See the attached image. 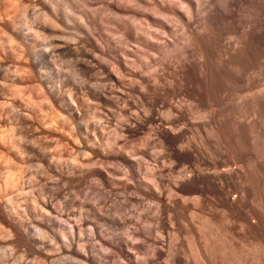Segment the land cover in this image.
Here are the masks:
<instances>
[{"label": "bare ground", "instance_id": "6f19581e", "mask_svg": "<svg viewBox=\"0 0 264 264\" xmlns=\"http://www.w3.org/2000/svg\"><path fill=\"white\" fill-rule=\"evenodd\" d=\"M67 1L70 4L66 8H62L64 2ZM94 7L97 8L99 16H101L100 20L90 10ZM96 20L101 23L97 24ZM141 23L159 28L162 34L152 32L148 36L144 35ZM108 24L117 26L125 45L132 42L142 47L140 50L142 49L145 53L149 51L157 53L159 58L154 59V66L152 67L150 63L145 62L144 64H138L137 61L130 60L129 56H132L134 52L132 53L125 47L124 50L122 49L124 55L121 56L120 52V56H118L119 54L117 55L115 50L117 45H114L115 49L112 48L111 41L105 33ZM172 26L177 29L175 30ZM63 28L67 31L66 33L63 32ZM0 42L1 44L3 42L2 45L7 44L5 46L10 47L9 54L19 60V63L15 64L14 71H11V68L7 69L5 76H2L5 77L4 80L0 82V105L1 108L3 107V109L0 108V148L14 151L12 152L14 158L9 154L8 161H13L16 158L24 165L21 164V168L22 166L26 167V165H29L28 160L31 161L28 154L32 150H28L27 146L30 145L25 141H41L40 139L43 141L44 135L55 136L59 132L58 129L61 128L64 135L61 134L60 138H69L76 141L79 144L77 147L82 153L90 152L91 157L94 155L102 164L115 162L121 164L125 162L132 165L134 159L131 161L127 157L128 155L126 156V153L122 151L124 149H121L124 146L126 147L125 144L121 145V148H118L117 151L110 150L113 147L108 148L110 144L107 140L105 141L103 132L100 130L101 127L98 128L92 122L93 116L98 114L95 108L84 98L80 92V87H78L89 82V78L92 76L101 75L104 84V96L101 97L99 95L101 93H99L98 96L101 99L98 100H101L106 106L115 103L110 100V97H122L123 100L122 91L125 90V93L128 91L132 95H139L146 105L143 110L148 111V114L143 117L136 116L137 118L132 120L130 118V124H124L122 132L133 135L141 131H148L151 136H157L158 144L165 152L160 158L167 161L166 158L169 157L175 163H183L188 166L174 175L173 168L175 165L173 168H166L164 164L159 167L157 164V170L151 176V183H148L149 187L153 189L152 192H150V188L145 189L146 191L144 189L138 190L142 195L151 194L156 197L158 201H154L158 202L162 215L165 212H170L168 223L172 227L174 226L172 222L174 214L172 215L171 211L179 214V212L184 213L191 208L195 210L191 212L192 216L189 214L193 218L197 217L198 221L197 223L196 221L193 222L195 224L193 225L194 234L191 236V246H188V248L191 247L193 254L198 258L195 259L198 261H194V263L247 264L246 261L248 260L244 261V241L238 239L237 227L253 235L255 239H259L253 245L254 255L260 256L261 261L264 260V0H0ZM5 46H3L5 50L3 52H6L5 48L7 47ZM45 48L49 49V53L45 54L43 52L44 55L41 52ZM3 49L1 48V50ZM3 62L4 60L1 62L0 58L1 68L6 65ZM103 62L109 64L112 70H109L108 65H104ZM60 63L65 64L63 69H68L67 73L64 74L66 79L61 81L60 79L56 80L53 76L58 77V74H61L62 71L56 67V65H61ZM0 74L2 75V71ZM127 82L128 85L125 86ZM106 83H109V86H106ZM236 84L237 87L238 84H242L246 87L247 95H251L255 115L251 119H237L232 126L224 116H219L210 109L221 98L225 99L226 94H221V89H225L224 92H228L229 95V92L235 90V87L232 91L231 88ZM31 88H34L36 97L39 99L38 102L43 101L46 104L47 113H45L50 120L44 113L46 120L49 121L46 123V120L45 122L42 120L44 123H41L44 124V127H40L42 124L39 126L34 121L31 114L34 108L33 110H31L32 108L28 109V106L34 107L37 104V98H34L31 93H26ZM73 90H77V92ZM17 97L22 98L20 101L25 102V105L22 104L27 109L21 108V103L19 107L16 105L14 99ZM126 97L125 99H127ZM185 99L192 101L194 107L198 105L210 107L207 115L210 118L207 124L210 130L209 134L216 138V143L221 147L220 151L213 149L216 157L200 158L197 156L199 152L193 147L194 144H190V138H187L186 132V126H189L190 123L183 122L181 124V121L188 120L184 109L185 105L183 107L180 104ZM175 102L178 104L175 105ZM128 103L129 101L127 105ZM162 105H168L167 107H169L168 112L164 110L167 113L165 117L162 116L164 113L160 115L162 112L160 114L155 112V109L158 107L159 111ZM38 107L36 106L35 109L37 110ZM192 108L189 109L192 110ZM173 113H176L175 117H168ZM202 115H204L203 112ZM40 116L38 118H41ZM38 118L35 120H39ZM2 126L9 128L10 131L12 130V135L17 134H14L15 130L19 131V134L16 135L18 138L9 140L10 138L7 137L11 135L12 131L8 130L10 132L8 135L9 132ZM197 126L203 127L200 123ZM93 130L100 131V135H95L96 131L92 135ZM146 141L148 142V140ZM203 142H207L206 138ZM203 142L201 141L199 144L204 145ZM73 143L75 144V142ZM115 147L117 148V146ZM204 147L208 148L207 145H204ZM43 148L45 147L43 146ZM100 162L98 163L100 164ZM57 164L54 166L57 167ZM138 164L135 163L134 167L139 168L141 165ZM76 169L80 171L79 168ZM12 170L10 169L11 172L8 171L9 177L7 173L4 174L5 177L2 182L6 186L9 183L8 181L15 182L17 179H21V177L17 178L16 170ZM81 171L83 177H75V179H80L78 182H84L90 176H96L101 185H109L112 182L111 177L101 170L86 169ZM166 171L169 172L168 177L170 179L168 180L164 179L167 176L164 175ZM18 173L21 175L20 171ZM62 173L61 175L65 174ZM132 179L134 178L132 177ZM142 182L144 181L142 180ZM87 183L89 182L87 181ZM141 186L143 187V185ZM141 186L139 185V187ZM135 187L138 188L136 184ZM149 189L150 191L147 192ZM190 203H193V205ZM197 207H203L207 211L197 214ZM16 210L8 203L1 205V223L6 225L9 232L13 233L15 237L26 240L43 260L40 261L42 264H60L58 261H54L55 257L53 258L49 253L48 246L46 247L42 241L37 240V238L33 239L30 235L32 233L41 238L46 227L41 225L38 228V225L37 230H31L30 225H27L30 222L24 221L21 214H19L20 212ZM162 215L159 216L161 224L163 223ZM64 230L61 233L66 236ZM106 241L111 250L119 253L118 256L122 254L130 258L124 264H162L159 261L152 260L138 261L132 257L130 251L127 252L117 248L114 242L108 243L110 240ZM240 241L243 243L241 247ZM101 242L103 241L101 240ZM144 244L146 243L144 242ZM163 249L158 247L155 250L156 257L164 255L166 250L163 251ZM66 251L72 252L74 249L68 251L66 248ZM173 251L169 258L172 261L163 260L164 264H191V258L190 261H181L177 257L178 255H175L176 251ZM75 256H79L84 264H103L101 260L94 261L85 252L76 253ZM256 260L257 258L254 262ZM114 261L112 264H114ZM251 264L253 263L251 262Z\"/></svg>", "mask_w": 264, "mask_h": 264}, {"label": "rangeland", "instance_id": "374dc122", "mask_svg": "<svg viewBox=\"0 0 264 264\" xmlns=\"http://www.w3.org/2000/svg\"><path fill=\"white\" fill-rule=\"evenodd\" d=\"M69 4H70V2L68 3V1L64 2L62 8H66ZM90 10L95 13L94 14L95 17L99 18V19L98 18H96V19L100 20L101 16H99L97 8L94 7V8H91ZM96 22H97V24L101 23L97 20H96ZM141 24L143 26V29H142L143 32L142 33L146 36H148L149 33H152V32L160 34V35L162 34L161 33L162 31L159 28H156L154 26H150L146 23H144V24L141 23ZM172 27L175 30L177 29L174 26H172ZM112 29H115V30L113 31ZM62 30L65 33L67 32L65 30V28H63ZM105 33H107V36H108L107 38H109V40L111 41L110 42L111 47L114 48L117 45L115 47L116 49L115 48L114 49L116 50L117 55L119 54L118 56H120V52H121V56L124 55V52L122 51V49L124 50V47H125L126 49L132 51V53L134 52V54L132 56H129V59L133 60V61H137L138 64H144V62H145V63H150V65L153 67L154 66L153 64H155L154 59L159 58V55L153 51H149L147 53L143 52L142 49L140 50V48H142V47L138 46L136 43L131 42V43L125 45L124 41L122 40V35H121L120 31L117 29V26L114 24H111V25L108 24V27L105 30ZM112 40H113V42H112ZM153 40H155V39H153ZM2 44H3V42H2ZM2 44L0 42V46ZM5 45H7V44H5ZM5 45H2V47H0L1 62L4 60L3 64H6L5 66H2V68L0 67V73L2 71V75L0 74V77H2L3 75L5 76L7 69L9 70L11 68V71H14V69L16 67L15 64L19 63V60L17 58H15V56H12L9 54L10 53L9 52L10 47L5 46ZM3 46L8 48V49L5 48L6 52H3V51H5L3 49ZM1 48L3 50H1ZM43 52L45 54H48L49 49L48 48L42 49L41 53H43ZM60 64L61 65H56V67H57V69L62 71L61 74H58V77L56 75H53V76H54V78H56V80L60 79V81H61V80L66 79V77H64V74L67 73L68 69H66V68L63 69V66L65 65L64 63H60ZM103 64L108 65L109 68L108 67L107 68L109 70H112V68L109 66V64H107L106 62H103ZM3 67H4V70H3ZM12 67H13V69H12ZM4 78L2 77V79H0V82L3 81ZM102 79L103 78L101 75H97V76L94 75L91 78H89V82H87L88 84L87 83L85 85L82 84L81 86H78V87H80V92L83 94L84 98L89 102V104H91L95 108V110L98 114L97 116H93L92 122L98 128L101 127L100 130L103 132V137H105V141L107 140V142L110 144L108 146V148L113 147L114 149L110 148V150L117 151L118 148H121V145L123 146V144H125L126 147L124 146L121 149H124L122 151L126 153L125 154L126 156L128 155L127 157L129 159H131V161L134 159L132 161V165L131 164L129 165L125 162H122L121 164H120V162L102 164L94 155H92V157H91L90 152L82 153L79 150V148L77 147L79 144H77L76 141H72V139L70 140L69 138H60V135L63 134L64 132L61 130V128H59L58 130L60 133L57 132V134L55 136L50 137L48 135H46V136L44 135L43 136L44 142L42 141V139H40L44 144L41 141H31L30 139H29L30 143L27 142V140L25 141L26 143H28L30 145V146H27V148L29 151H30V149L32 151L29 152L28 156L30 155L29 158H31V161H33V162H31L29 159L28 160L29 165H26V167H23L24 165L21 162H19V160L16 158H15V160L13 159V161L7 160L8 157H10V156L14 158V156L12 155V152H14L13 150L7 151V149H5V148L3 150L0 148V186H2L0 188V206L5 204V203H8L12 207H14L15 210L17 209L16 211L20 212L19 214H21L22 219H24V221H26L27 223L30 222L28 224L26 222L25 223L27 225H30L29 227L31 228V230L32 229L37 230L38 225H39L38 228L41 227V225L45 226L46 227L44 229L45 233H44L43 237H41L42 239L40 237L32 234V233L30 235L33 239L37 238V240L42 241L46 247L48 246V248L50 250L49 253L52 255L53 258L55 257L54 261H58V263H60V264H84L82 262V260L79 258V256H77V257L75 256L76 253L79 254L81 252L82 253L85 252L94 261L101 260L103 262V264H105V263L106 264L107 263L112 264L114 260H115L114 264H115V262H116V264L117 263L118 264H124L126 261L130 260L129 257L127 258V256H124L122 254H120L118 256L119 253L111 250V248L109 246H107L106 240H110V241H108V243L114 242V244H115V246H117V248H120V249L127 251V252L130 251L129 253L132 255V257L137 259L138 261H151L152 260V261H159L162 264H164L163 260L172 261L169 258H170V254L172 253L173 249H175V251H176L175 255H178L177 257H179L181 259V261H187L191 258L190 259L191 261L189 260L190 263L195 264L194 261H198V260H195L198 258L195 257L196 256L195 254H193L191 247L188 248V246H191V244H190L192 242L191 236L194 234L193 225H195V224H193V222L196 221V223H197V221H198L197 217L196 218L194 217L195 219L193 217H191L192 216L191 212H193L195 210H193L191 208L190 210H188L184 213L179 212V214L178 213L175 214L173 211H171L172 215L173 214L175 215V216L173 215V219H172L173 221L172 222H173L174 226L172 227L171 225H169L170 223H168L169 218H170L169 217L170 212H168V213L165 212L164 214L166 216L164 214L162 215L161 211L159 210V204L157 202L158 200L156 199V197L155 196L153 197L151 194L142 195L139 191V190H143V189H144V191H146L145 189L150 188L148 183L149 184L151 183V176L157 170V166L159 167V166H162L164 164V166L166 168H170V167L173 168V166L175 165L173 170H174V175H176L178 171L181 172L182 168L183 169H185V167L187 168L188 167V166H186L187 164L184 165L183 163H178V162L175 163L174 160H172L171 158L169 159V157L166 158V159H168L167 160L168 162L165 159L160 158L161 156H163V154H165V152L159 146L157 136L156 137L151 136L148 131H141V132H138L137 134H133V135L124 134L122 132V129L124 128V124H130L132 119H135L137 117H143L144 115L148 114V111L145 112V109L143 110V108H145L146 105L140 99L139 95H132L128 91H127V93H125V91H126L125 90V91H122L123 96H124L123 100H122V97L121 98H118L117 96H116V98L110 97L111 99L110 98L109 99L112 102L114 101L115 103L113 105H107L106 106L101 100H98L99 98L101 99V97L104 96L103 95L104 94V92H103L104 84L102 82ZM77 85H79V84H77ZM126 85H128V82H127V84H125V86ZM106 86H109V83H106ZM242 86H243L242 84H238V87H237V84L233 85L231 88V91H232L233 87H235L234 88L235 90H233L232 92H229V95L227 94L228 92H224L225 89H221L220 90L221 94H223V93H224V95L226 94L225 99L221 98L222 100L220 99L216 105H214V106L212 105L211 109H210V107H207L205 105L204 106L198 105V106L194 107L193 102L190 100L188 101V99H185L184 101L182 100L181 102L179 101L183 107L185 105L186 108L184 107V109H185L187 117H188L187 118L188 120L187 121H181V124L183 122L184 123H190L189 126L188 125L186 126V132H187V136H188L187 138H190V140H189L190 144L191 145L194 144L193 147L199 152L197 154L198 157H200V158H202V157L207 158L208 156L216 157V154L214 153L213 149L218 150V151L221 150L220 145H218L216 143L217 142L215 140L216 138L212 134H209L210 130L207 126V124L209 122L208 120H210V118L207 117L209 109L211 111H215L216 114L219 116H222V117L224 116V118H226L232 126L236 122L237 119H246V118L251 119L255 115L254 114V112H255L254 108L255 107L253 106L252 97H251V95L249 96V94L247 95L246 87L243 86L244 87V89H243ZM73 91L77 92V90H73ZM26 93H28V94L31 93L34 95V98H37L34 88L28 89ZM99 93H101V94H99ZM98 94L101 97H99ZM127 95H128V97H126ZM238 95H239V97H238ZM244 95H246V96H244ZM136 96H138V97H136ZM125 97L127 99H125ZM17 98H18V100H17ZM17 98L14 100H15V103H17L16 105L18 107L22 103L23 104L25 103L23 101H20L22 98L21 99L19 97H17ZM113 99H115V100H113ZM38 100L39 99L37 98L36 102L38 105L36 104V106H39L37 108V110L35 109L36 108L35 105H34V107L28 106L29 107L28 109L32 108L31 110H33V108H34L33 113L30 110L29 111L31 112L32 117L34 118V121H36V124L40 126V124L44 123L47 118H48V120H50V118L46 114L47 113L46 108H45L46 104H44L43 101L38 102ZM127 100L130 103V104L128 103V105H127V102H128ZM240 101H241V103H240ZM142 103H144V104H142ZM23 104L20 107L27 109L26 106L23 107ZM39 104L41 106L43 105L42 106L43 108ZM103 104H104V106H103ZM174 104L177 105L178 103L175 102ZM114 105H115V108H114ZM137 105H138V107H136ZM164 106L162 105L161 106L162 109L160 108L159 111H158V107H157L155 109V112L159 113V114L162 112L160 115H162L164 113L162 116L165 117V116H167L166 112L169 111V107H167L168 105H164ZM0 108H1V105H0ZM118 108H119V110H118ZM189 108H192V110ZM1 109H3V107ZM146 110H147V108H146ZM34 111L35 112L37 111V112L35 113ZM123 111H125V112H123ZM202 112L204 115H202ZM204 112H206V113H204ZM130 113H131V115H130ZM38 115L39 116L43 115V116H40L43 119L38 118L39 117ZM44 115L47 116V118ZM175 115H176V113H173V114L169 115L168 117L173 118V117H175ZM203 116H206V117H203ZM37 118L39 120H35ZM130 118H131V120H129ZM40 119H41V121H40ZM203 119H205V120H203ZM48 120H46V123L49 122ZM37 121H39L40 123ZM195 121H196V124H195ZM198 121H200V122H198ZM199 123L203 126L202 128L197 126ZM42 126L44 127V124H42L40 127H42ZM2 127H4V126H2ZM207 128H208V132L206 131ZM4 129L6 130L7 128L4 127ZM119 129H121L120 130L121 132L119 131ZM8 130L10 131L9 128L6 131H8ZM96 130H93L91 132V134L93 135L96 133L95 135L99 136L100 131H96ZM15 131H14V134L15 133L19 134L18 133L19 131L18 132H17V130H15ZM10 132L8 133V135L10 134ZM193 132H194V135H193ZM105 133H107V134H105ZM12 134H13V131L11 132L10 136L11 137L15 136L14 138H11L8 135H7L8 136L7 138H10L9 140H16L18 138V136H16L17 134H15V135H12ZM205 138H206L207 142L204 143L203 141ZM25 139H28V138H25ZM146 140H148V142ZM201 141L203 142L202 144H204L205 146L206 145L208 146V148L206 147L207 149L204 147V145L199 144V143H201ZM39 142H40L41 146H39L40 145ZM65 142H67V143H65ZM73 142H75V144ZM43 146L45 148H43ZM115 146H117V148ZM40 147H41V149H40ZM141 150H143V151L140 152ZM209 150H211V151H209ZM207 152H210V153H207ZM9 154H10V156H9ZM13 154H15V153H13ZM33 154H34V157H33ZM32 158H33V160H32ZM47 158H49V159H47ZM87 158H89L90 160ZM46 159H47V161H46ZM83 160H84V162H83ZM97 161L100 162V164ZM156 161H159V162L155 163ZM169 162H171V163H169ZM17 163H18V165H17ZM135 163L136 164L139 163L138 165H141L140 166L141 168L140 167L139 168L134 167ZM167 163H169V164H167ZM173 163H175V164H173ZM21 164L23 165L22 168H21ZM56 164H57L58 168L56 166H54ZM151 165L152 166L155 165V166L152 167ZM127 166L129 167V169ZM74 167H75L76 172L74 170ZM76 168H79L78 170H80V171H77ZM10 169H11V171H13L12 169H14V171L16 170V173L18 175L17 178L21 177V179H19V180L17 179L15 181L16 183L8 181L9 183L6 186L5 184H3L2 181H3V178L5 177V175H4L5 173H7V176L9 175L8 171L11 172ZM86 169L101 170L102 172L106 173L107 175H109L111 177L112 182H110L109 185L108 184L107 185H101L99 179H96L97 178L96 176H90L89 179L87 178L86 180H84V182L83 181L78 182V180H80V179H78V178L75 179V177L81 176V178H82L83 175H81V174H83V173L81 170L85 171ZM161 169H162V167H161ZM142 170H144L145 172ZM19 171H20L21 175H19V173H18ZM60 172L61 173L63 172L65 174L62 173L63 175H61ZM129 173H131V174H129ZM164 175H167L166 177H164L165 180L170 179V177H168L169 176L168 171L164 172ZM69 177H71V178L69 179ZM132 177L135 180L132 179ZM139 178H140V180H139ZM126 179H127V181H126ZM142 180L144 182H142ZM75 181H77L78 183L77 182H76L77 184L74 183ZM87 181L89 183H87ZM123 181H126V182H123ZM146 182H147V184H146ZM129 183H132V184H129ZM135 184L137 185L138 188L135 187ZM139 185L140 186L143 185V187L142 186L139 187ZM121 186L123 187V189ZM126 186H130V187H134V188L130 189V188H127ZM145 186L146 187L148 186V187L146 188ZM47 187H49V188H47ZM124 187H126L128 190ZM116 188H118V189H116ZM129 189H130V191H129ZM136 189H137V191H135ZM150 189H151V191H150ZM150 189L147 190V192H149V191L152 192L153 189L152 188H150ZM48 190L50 191V193ZM117 190H119L120 192H118ZM138 200H140V201H138ZM154 200H157V201H154ZM6 201H8V202H6ZM46 204H49V205H46ZM190 204L193 205V203H190ZM57 205H59V206H57ZM196 211H197L196 212L197 214L198 213L202 214V212H206L207 210L206 209L204 210L203 207H199V208L197 207ZM93 213H94V215H93ZM161 215L163 218L162 224L159 222V216H161ZM1 217H2V214L0 213V218ZM49 217H50V219H49ZM86 217H88V218H86ZM108 217H109V219H108ZM25 218H27L28 221ZM93 218H95L96 220ZM178 218H179V220H178ZM87 219H88V221H87ZM150 220H152V221H150ZM79 222H81V223L79 224ZM121 224H123V225H121ZM175 224H176V226H175ZM79 225H80V227H79ZM57 226H58V228H57ZM60 226H62V227H60ZM63 226H65V227H63ZM75 227L76 228L79 227V228L76 229ZM55 229H56V231H55ZM57 229H59V230H57ZM63 229H65L64 231L66 232V234H65L66 236H63V234H62ZM236 230L238 232V239L240 238L239 240L244 241V248H243V250H244V261L248 260V261H246L247 264H251V262L253 264H257V263L258 264H264V260L261 261L260 256L254 255L255 250H254L253 245L255 243H257L259 239H255V237L253 235L242 231L238 227ZM61 231H62V233H61ZM143 231L144 232L147 231V232L144 233ZM168 231H169V233H168ZM71 233L73 236L71 235ZM178 233H179V236L177 237ZM78 234H79V236H78ZM80 235H81V237H80ZM188 236H189V240H188ZM82 238H83V240H82ZM123 238H124V240L121 241V239H123ZM70 239L71 240L73 239L72 240L73 242ZM143 239H145V240H143ZM101 240L103 242H101ZM112 240H114V241H112ZM128 240H130V241H128ZM63 241H65V242L63 243ZM242 241H240L241 242L240 247L243 244ZM77 242H78V244H76ZM122 242H123V244H122ZM129 242H130V244H129ZM144 242L146 244H144ZM154 242L157 244L155 245ZM68 244H71V245H68ZM127 244H129V245H127ZM172 244L174 245V247ZM121 245H123V246L121 247ZM124 245H127V246H124ZM159 245H161V246H159ZM54 247H55V250H54ZM124 247L127 249H125ZM158 247L164 248L163 251L166 250L167 252L165 251L163 256H160V257L157 256L158 257L157 258L156 254H155V252H156L155 250ZM167 247H169V248H167ZM245 247H247L248 249ZM9 248L13 249V253L11 254V259L4 260L3 257L7 254V250ZM66 248L68 251H72L74 249V251H72L73 253L67 252ZM31 249H32V251H31ZM134 249H136V250H134ZM175 251H173V252H175ZM191 251H192V253H191ZM91 253H93V254H91ZM132 253H134V254H132ZM113 254H117V255L113 256ZM134 255H135V257H134ZM191 255L192 256L194 255L195 258L192 257ZM254 256H255V258H254ZM187 257H188V259H187ZM185 258H186V260H185ZM193 258H194V260H193ZM246 258H249V259H246ZM256 258H257V260L254 262V260ZM259 260H260V262H259ZM14 261H15V264H39V263L42 264V262H40V261H43V260H41V258L38 256L37 252L35 253V249L30 244H28V242L26 240L15 237L13 235V233L11 234L8 230V227H6V225L1 223V219H0V264H14ZM107 261H109V262H107Z\"/></svg>", "mask_w": 264, "mask_h": 264}, {"label": "clouds", "instance_id": "9594fccd", "mask_svg": "<svg viewBox=\"0 0 264 264\" xmlns=\"http://www.w3.org/2000/svg\"><path fill=\"white\" fill-rule=\"evenodd\" d=\"M13 253V249L9 248L7 250V254L3 257L4 260L11 259V254ZM15 264V261H14Z\"/></svg>", "mask_w": 264, "mask_h": 264}]
</instances>
